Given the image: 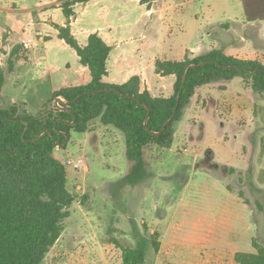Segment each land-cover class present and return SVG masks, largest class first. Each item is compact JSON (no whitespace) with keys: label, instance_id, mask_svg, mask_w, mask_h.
Here are the masks:
<instances>
[{"label":"rangeland","instance_id":"rangeland-1","mask_svg":"<svg viewBox=\"0 0 264 264\" xmlns=\"http://www.w3.org/2000/svg\"><path fill=\"white\" fill-rule=\"evenodd\" d=\"M2 1L32 6L40 0ZM55 8L12 15L10 24L24 28L19 31L0 28L2 107L15 101L25 102L31 113L45 104L50 108L56 100L52 88L61 87L62 75L76 67L79 83L85 82L88 71L78 66L75 51L56 36L48 40L56 24L67 22L61 6ZM148 8L156 11L147 13ZM73 11V32L111 29L112 49L136 64L151 63L164 43L180 53L184 46L194 48L195 55L219 48L264 63V31L230 29L242 17L239 0H89L76 3ZM16 46L22 57L9 71ZM165 82L168 90L161 88L163 81L151 79L156 95L173 93L175 78ZM205 90L194 95L177 123L188 134L186 144L173 142L178 166L173 160L160 165L163 153L152 160L157 150L151 146L141 160H128L123 133L98 118L54 150L66 167L74 200L42 264H123L112 238L134 247L155 230L159 250L150 245L144 264H237L236 252H255L252 238L264 245V91H253L240 77ZM190 154L197 156L191 160Z\"/></svg>","mask_w":264,"mask_h":264},{"label":"trees","instance_id":"trees-1","mask_svg":"<svg viewBox=\"0 0 264 264\" xmlns=\"http://www.w3.org/2000/svg\"><path fill=\"white\" fill-rule=\"evenodd\" d=\"M58 1L67 22L55 25L57 37L75 51L79 63L88 68L90 80L52 92V99L61 97L64 103L58 105L68 107L71 112L59 109L56 104L50 108L45 104L37 113L28 112L25 102L14 101L7 107L0 104V264H42L64 229L74 196L67 187L66 167L54 156V150L65 142V133L69 137L71 132L84 133L89 123L98 118L103 125H112L123 133L127 159L138 161L147 147L163 150L171 147L175 124L183 117L184 108L198 87L240 77L253 91H264L261 59L238 58L219 48L196 56L188 53L182 60H156L155 73L175 78L170 95H153L148 89H142L138 75H132L121 84L111 83L107 81L111 46L96 32L90 33L86 43L81 45L69 26L73 6L89 0ZM245 13L251 17L247 6ZM11 57L14 59L9 63V71L22 57L20 48L16 46ZM203 61L208 63L189 70L171 122L159 135L151 134L150 130L159 131L173 114L186 67ZM3 82L0 66V101ZM145 104L150 109L148 129L144 124L148 114ZM26 124L28 129L24 133ZM48 131L50 133L41 139L30 141ZM159 236L155 230L148 240L140 239L134 247L112 240L122 251L123 264H144L150 245L155 251L159 250ZM252 246L254 253L234 254L237 264H264V245L252 238Z\"/></svg>","mask_w":264,"mask_h":264},{"label":"crops","instance_id":"crops-1","mask_svg":"<svg viewBox=\"0 0 264 264\" xmlns=\"http://www.w3.org/2000/svg\"><path fill=\"white\" fill-rule=\"evenodd\" d=\"M89 2V1H87ZM85 2V3H87ZM56 5V10H58V6L60 7V3L58 0H40L38 2H36V4L32 5V6H28V5H19L17 1H13V2H3L2 0H0V28H8L9 30L12 31H19V29H24L21 28V25H18V22H14V24L11 25L10 24V20H13L14 18L12 17V15L14 14H23L26 13L27 11H31L34 9H39L40 13L46 12L48 5ZM239 4H240V8H241V19L237 20V21H232L231 24L233 25V28H230L232 30H240V31H264V0H239ZM248 7L249 9V13L251 15V17H247L246 13H245V7ZM152 11H156L152 8H148L147 9V13L152 14ZM73 17V16H72ZM72 17L69 19V26L71 29L72 34L75 36V38L77 39V41L79 42V44L84 45L86 43L87 37L90 34H83V32H81V30H77L76 32H73L74 29V24L76 22V18L72 19ZM23 22V21H22ZM24 24V22H23ZM27 24H32V23H28ZM66 23H61L59 25H64ZM24 27V26H23ZM55 29V33L50 34L51 37L48 40H51L54 38V36L57 37V29ZM100 30V28L98 29ZM41 31H37L36 34L40 35ZM98 34V32H96ZM108 45L111 46V51L107 60V70H108V77H107V81L111 82V83H116V84H121L124 83L125 81H127L132 75H138L141 79V88L144 89H148L153 95H156L150 85V81L151 79L153 81H163V84L161 85V88L168 90L169 89V85H166L168 83L165 82V79L167 78H171L173 76H161L157 73H155L154 70V63L156 60H182L186 54L189 53V55L192 56H196L195 54H193V52L195 51L194 48H189L184 46V51L182 53H180V51H176L175 49L170 47V44H166L164 43L159 51L158 56H152V62L150 63L149 60L146 61V63H140L136 64L135 60H132L130 58V56H128L125 52H122L120 50L117 49H112V45H111V40H112V36L113 33L111 32V29H108L107 32H104L103 34H98ZM58 38V37H57ZM38 40L45 42L48 40H44L43 36H38ZM242 40L245 41L246 38L242 37ZM64 44L65 42L63 40H61ZM121 41H118L116 44V47H119V45H121ZM66 45V44H65ZM137 51V49H136ZM188 52V53H187ZM225 52V51H224ZM43 53V52H42ZM226 53V52H225ZM227 54V53H226ZM229 55V54H228ZM233 56V55H232ZM236 57V56H235ZM239 58V57H238ZM248 59V58H245ZM15 63H18L17 61ZM78 66L80 67V69L82 71H88V75L86 77L85 82H81L79 83L78 80L81 79L80 74L78 73V67H76L73 71H71L70 73L72 74H64L62 75L63 77V86H76V85H83L89 82L90 80V73L87 67L82 66L79 63L78 60ZM110 67L112 68L113 73L110 70ZM151 68H153V72L151 71ZM150 69V71L148 70ZM152 74V75H151ZM49 77L52 76L50 74H48ZM54 77V76H53ZM167 77V78H165ZM236 78V77H235ZM53 79V78H52ZM162 79V80H159ZM164 79V80H163ZM234 79V78H233ZM231 79V80H233ZM242 79V78H241ZM225 81V83H228L229 81ZM51 81V78H50ZM223 81H219V82H212L206 85H203L201 87H198V91L194 93V95L197 93H203L204 90L206 91V93H208L210 91V88L214 87V85L216 83H221ZM60 87L57 88H52V90H56ZM196 89V90H197ZM165 95H170L169 93H164ZM194 95L192 96V98L194 97ZM195 95V96H196ZM191 98V100H192ZM190 100V102H191ZM195 101H196V97L193 100V103L195 105ZM189 102V104H190ZM188 104V105H189ZM184 114L185 112H183V117L176 122L175 125V135H174V139L176 138L178 140V142L182 139L183 143L186 144L185 141L188 140V134L186 132H184V130L178 126V122H180L183 118H184ZM100 130H102L101 127H99ZM108 132V131H106ZM173 139V142H174ZM170 148L168 149H157V152L154 153L153 155L150 154V157L152 158V160L158 158L160 153H163L164 156L161 157V161L159 162L160 165L163 166V162L165 160L169 161V160H173L172 163H174V166H178V162H175L174 160L177 158L176 154H178L177 152H175L174 147L175 145L173 144ZM179 144V143H178ZM197 154H194L193 156H191V154L189 155V158L192 160V158L194 159V157H196ZM188 158V159H189ZM155 161V160H154ZM170 161V162H171ZM189 161V160H187ZM194 163V162H193ZM180 165V164H179ZM164 167H162L161 169H163Z\"/></svg>","mask_w":264,"mask_h":264},{"label":"water","instance_id":"water-1","mask_svg":"<svg viewBox=\"0 0 264 264\" xmlns=\"http://www.w3.org/2000/svg\"><path fill=\"white\" fill-rule=\"evenodd\" d=\"M206 63H208V61H203V62L198 63V64H196V63H191V64H189V65L186 67V69H185V71H184V74H183V76H182V81H181L180 89H179L178 94H177V101H176V104H175V108H174L173 114H172V115H171V116H170V117L164 122V124L162 125V127L160 128L159 131H153V130H150V133H151V134H153V135H159V134L164 130V128L166 127V125H167L168 123H170L171 120L173 119V116H174V114H175V112H176V110H177L178 101H179V98H180V95H181V90H182V87H183L184 84H185V81H186V78H187V75H188L189 70L192 69V68H196V67H199V66H203V65H205ZM217 65H220V64H217ZM124 95H125V94H124ZM78 97H80V95L77 96V98H78ZM60 102H61V103H64V101H62L60 97H57L56 100H55V104L57 105V107H58L59 109H63V110H65V111L71 112L70 109H69L68 107H62V106L58 105V103H60ZM145 106H146V108H147V113H148V114H147V116H146V118H145V120H144V124H145L146 128L148 129L147 121H148V118H149L150 109H149V107H148L146 104H145ZM69 123H73V122H69ZM27 129H28V125L26 124V128H25V130H24V133L27 131ZM46 133H50V131H48V132H43V133H41L39 136H37V137L31 139L30 141H31V142L37 141V140L41 139L43 136H45ZM64 135H65V142H64L61 146H64V145L66 144V142L68 141V139H69V136H68L66 133H65Z\"/></svg>","mask_w":264,"mask_h":264},{"label":"built area","instance_id":"built-area-1","mask_svg":"<svg viewBox=\"0 0 264 264\" xmlns=\"http://www.w3.org/2000/svg\"><path fill=\"white\" fill-rule=\"evenodd\" d=\"M183 151H184V152L188 151V148H187V147H184V148H183ZM81 162H82V159H79L74 165H75L76 167H78V166L80 165Z\"/></svg>","mask_w":264,"mask_h":264}]
</instances>
